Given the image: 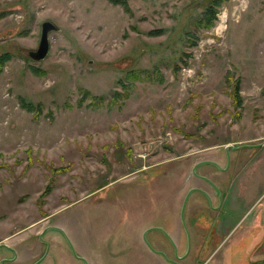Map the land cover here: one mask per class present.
Returning a JSON list of instances; mask_svg holds the SVG:
<instances>
[{
    "label": "rangeland",
    "instance_id": "obj_1",
    "mask_svg": "<svg viewBox=\"0 0 264 264\" xmlns=\"http://www.w3.org/2000/svg\"><path fill=\"white\" fill-rule=\"evenodd\" d=\"M206 1L0 0L2 264H264V0Z\"/></svg>",
    "mask_w": 264,
    "mask_h": 264
},
{
    "label": "water",
    "instance_id": "obj_2",
    "mask_svg": "<svg viewBox=\"0 0 264 264\" xmlns=\"http://www.w3.org/2000/svg\"><path fill=\"white\" fill-rule=\"evenodd\" d=\"M55 29H56V27H55V25H54L52 22H50V21H43V22H42V24H41V33H40V39H39V42H38V46H37L36 50H31V51L28 52V55H29L30 58H32V59L35 60V61H40V60L44 59V58L47 56V54H48V52H49V49H50V44H49L48 34H49L50 31L55 30ZM258 145H261V144H258ZM251 146H254V145H251ZM229 148H231V149H235L234 146L228 145V146L225 147V150L228 152V151H229ZM202 164H213V165H218L216 162L211 161V160L200 161V162L196 163V164L193 166V168H192V173H193V174H196V168H197L199 165H202ZM198 176L201 177L200 175H198ZM205 179H206V178H205ZM206 180H207V181L211 184V186L215 189L216 196L218 197V200H219V203H220V202H221V191H220L219 187H218L216 184H214L211 180H209V179H206ZM193 191H197V188H191V189L186 193V195H185V197H184V199H183V202H182V206H181V209H180V218H181V221L183 222V224H184V209H185L186 203H187V201H188V198H189V196H190V193L193 192ZM49 228L58 229L60 232H63L61 229H59V228H57V227H53V226L47 227V228H45V230H46V229H49ZM153 229H155V230H159V231L163 232V231L160 229V227H151V228H148L147 230H145V231L143 232V238H144V240L147 242L148 245H150V244H149V242L146 240L145 235H146V233H147L149 230H153ZM185 229H186V228H185ZM63 233H64V232H63ZM42 235H43V234H40V237H42ZM188 235H189V234H187V236H188ZM169 238L171 239L170 236H169ZM68 240H69V239H68ZM171 241H172V243H173V248H174V252H175L176 257H177L178 259H183V258H185V256L187 255V252H188V251H187L183 256L179 257V256L176 254V245H175V243H174V241H173L172 239H171ZM69 243H70V241H69ZM3 246H6V245L3 244ZM47 246H49L48 243H47ZM70 248H71V251H72V253L74 254V256L79 257L78 255H76V253H75V251H74V248H73V246H72L71 243H70ZM47 251H48V247H47V250H46V252H45L43 258L38 259V260H37L36 262H34L33 264H38V263H40V262L46 257V255H47ZM154 252L157 253V254L162 255L163 257L165 256V254H164L163 252H161V251H157V250H155ZM79 258L82 259V260H84L82 257H79ZM164 258H167V257L165 256ZM167 261H170V262H172V263H174V264H179L177 261L172 260V259H167ZM0 264H2V260H0Z\"/></svg>",
    "mask_w": 264,
    "mask_h": 264
},
{
    "label": "trees",
    "instance_id": "obj_3",
    "mask_svg": "<svg viewBox=\"0 0 264 264\" xmlns=\"http://www.w3.org/2000/svg\"><path fill=\"white\" fill-rule=\"evenodd\" d=\"M115 3H119L117 1L119 0H112ZM225 0H207L206 1V6L204 11L201 14V17L196 19L197 25L203 28H209L212 27L213 21L216 19V14H217V6L221 4ZM123 4L124 1H121ZM4 13L0 12V17H2ZM12 58V54L8 51H3L0 52V72L2 71L3 67L5 66V63L8 62ZM135 76L131 75L128 78H135ZM21 104L24 108L27 110H33L35 109V106L33 103L26 101L24 99L21 100Z\"/></svg>",
    "mask_w": 264,
    "mask_h": 264
},
{
    "label": "flooded vegetation",
    "instance_id": "obj_4",
    "mask_svg": "<svg viewBox=\"0 0 264 264\" xmlns=\"http://www.w3.org/2000/svg\"><path fill=\"white\" fill-rule=\"evenodd\" d=\"M259 144H261V143H259ZM252 145H254V146H251L250 144H249V147H251V148H263L264 147V144H261V145H258V144H252ZM235 147V149H237L238 148V146H234ZM231 148H229V150H230ZM227 152V151H226ZM229 152V151H228ZM228 152H227V154H228ZM211 165H213V164H211ZM214 166V168H216L217 170H220V171H228V166L227 167H221V166H219V164L218 165H213ZM201 177H198V179L199 180H201L202 181V185H200V186H198V187H193V188H197V191H195V192H198L199 194H202V196L205 198V200H206V202L209 204V202L210 203H212L213 202V198H211V195L210 194H208L205 190H203L202 189V186H205V185H207V186H209V187H211L212 188V191H213V193H214V195L216 196V193H215V190H214V188L208 183V181L206 180V179H209V180H211L213 183L215 182L216 183V177L214 176V178H211L209 175H207V174H199ZM206 178V179H205ZM214 183V184H215ZM217 185V184H216ZM218 186V185H217ZM194 192V191H193ZM192 193V192H191ZM190 193V194H191ZM221 195H222V192H221ZM228 201V198H227V200H226V202ZM230 201V200H229ZM219 203V200H218V197H217V204ZM224 202H223V199H222V197H221V202L219 203V206H222V204H223ZM182 206V205H181ZM150 231V230H149ZM148 231V232H149ZM147 232V233H148ZM146 233V234H147ZM160 234H164L163 232H161L160 231ZM7 248H9L10 249V251L11 250H13L11 247H8L7 246ZM1 260H5L4 258H2ZM171 264H173L172 262H171Z\"/></svg>",
    "mask_w": 264,
    "mask_h": 264
},
{
    "label": "crops",
    "instance_id": "obj_5",
    "mask_svg": "<svg viewBox=\"0 0 264 264\" xmlns=\"http://www.w3.org/2000/svg\"><path fill=\"white\" fill-rule=\"evenodd\" d=\"M202 189L203 190H205L207 193L209 192V190L205 187V186H202ZM220 189V188H219ZM195 192V191H194ZM193 193V192H192ZM191 193V194H192ZM196 193H198V192H196ZM190 194V195H191ZM208 194H210L211 195V193L209 192ZM227 195H228V193H227ZM190 197V196H189ZM188 200H189V198H188ZM213 200V199H212ZM226 202V201H225ZM229 202V201H228ZM193 205V204H192ZM212 205H213V202H212ZM213 208H215V209H221V206H215V207H213ZM190 214H192V213H190ZM187 223H188V227H190V229H192V231L194 232V234H197L198 233V228L197 227H199L198 226V223H200V224H202L204 221L202 220V219H197V218H186V220H185ZM186 222H185V224H186ZM169 223H172L171 225H170V229H169V231L166 229V231H167V233L168 234H179V232L177 233V231H174L173 229L175 228V226H174V224H173V222H169ZM182 226V225H181ZM187 230H188V228H187ZM196 231H197V233H196ZM166 255V254H165Z\"/></svg>",
    "mask_w": 264,
    "mask_h": 264
}]
</instances>
